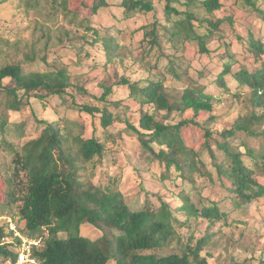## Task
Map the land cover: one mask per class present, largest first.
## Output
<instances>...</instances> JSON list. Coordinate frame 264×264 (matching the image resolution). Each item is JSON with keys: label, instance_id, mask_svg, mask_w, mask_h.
I'll list each match as a JSON object with an SVG mask.
<instances>
[{"label": "rangeland", "instance_id": "1", "mask_svg": "<svg viewBox=\"0 0 264 264\" xmlns=\"http://www.w3.org/2000/svg\"><path fill=\"white\" fill-rule=\"evenodd\" d=\"M63 1L0 0V67L19 65L24 73H28L53 71L66 65L70 76V85L63 96H47L42 102L33 97L27 102L23 98L19 112L5 109L7 97L0 91V118L9 122L7 131L0 133V205L6 187L2 177H8L13 169L14 151H20L23 144L39 136L41 127L36 120L57 121L71 135L85 139L95 136L103 145L101 157L84 165L86 179L93 185L101 186L115 180L126 204L132 207L141 205L145 199L155 204L162 200L180 222L186 219L184 212L178 211L182 205L181 195H187L197 210L214 202L226 217L212 224L201 217H191L184 226L176 228L180 244L188 243L194 247L198 240L206 238L200 254H208L209 264H264V197L237 206L240 200L220 186L213 165L214 160L226 163L225 155L210 140L215 157L211 159L203 149L202 132L192 126L183 129L182 136L189 147L201 154L199 171L190 175L193 183L175 179L177 173L173 169L170 178L161 180L164 165L144 151L136 135L126 128L128 123L138 129L141 115L152 112L153 108L134 102L128 97V86L122 84L127 80L142 88L149 82H160L170 104L180 99L184 87L192 83L203 87L204 92L214 97L212 119L206 128L218 140L219 133L232 128L238 119L248 117L253 111L250 91L238 86L232 75L243 69L252 72L259 66L253 62L246 40L251 34L264 43V22L232 0H221L224 9L212 16L199 8H191L200 18H232L231 23L225 21L219 26L206 43L207 52L201 53L195 43L168 41L161 27H169L183 16L172 14L167 20L165 1L153 0V11L142 14L137 11L125 13L120 6L123 0H68L69 8L80 12L76 17L62 13ZM102 2L107 7L90 16V7ZM172 6L180 13L185 10L184 6ZM261 8L264 10V0ZM84 17H90V21L85 22ZM87 26L98 35L87 31ZM153 27L160 42L158 48H151L150 30ZM97 36L110 37L118 46L110 61ZM225 67L229 69L223 76L227 90L219 87L217 81ZM172 72L177 73L179 79ZM104 92L108 94L102 97ZM84 106L98 112L90 115L81 110ZM103 108L112 114V123L106 128L100 125L99 111ZM255 112L260 111L256 109ZM191 116L190 112L167 114L160 111L156 120L173 125ZM208 116L198 115L196 121L202 123ZM254 129L264 131V123L255 125ZM230 144L240 151L245 145L252 152V159L248 155L241 159L245 166L255 171L254 179L264 184V171L260 170L263 138L237 133ZM152 148L156 149L154 145ZM16 211L14 206L13 214ZM4 215L8 214L0 217V227L11 220ZM80 235L97 239L102 233L83 224ZM175 245L173 243L160 254L170 253Z\"/></svg>", "mask_w": 264, "mask_h": 264}, {"label": "trees", "instance_id": "2", "mask_svg": "<svg viewBox=\"0 0 264 264\" xmlns=\"http://www.w3.org/2000/svg\"><path fill=\"white\" fill-rule=\"evenodd\" d=\"M165 1L164 15L170 20L172 14L183 16L169 27H161L171 42L195 43L201 53H206V43L218 31L225 21L231 23L232 18L222 19L200 18L191 8H199L208 15L223 10L221 0H158ZM234 4L242 5L255 13L264 22L263 0H232ZM62 13L65 16H78L80 12L73 11L68 6V0L63 1ZM172 5L184 6V12H177ZM125 13L139 12L142 14L153 11V0H123L120 4ZM107 7L102 2L90 7V16L99 9ZM85 22L90 17L83 18ZM87 31L98 35L87 26ZM152 36L151 48L159 47L160 42L156 29L150 30ZM101 39L108 61L113 57V51L118 46L110 37ZM246 44L254 63L259 66L252 72L245 69L233 73L232 78L238 86H244L250 91V106L253 111L245 118L238 119L228 130L219 133L217 140L213 132L206 128L212 117V94L204 92L203 87L192 83L184 87L180 99L170 104L160 82H149L147 86L138 88L123 80L129 88V98L140 105H150L153 110L143 113L138 122V129L126 125L138 140L141 148L148 151L155 161L164 165L161 180L170 178V171L176 172L175 179L189 180L199 171L200 155L189 147L182 136L183 129L192 126L202 132V145L211 159H214L210 147L213 140L216 147L223 152L226 163L213 161L219 184L229 194L238 198L242 204H249L264 197V184L254 179L255 171L244 165L243 155L253 158L252 152L243 145V151L230 144L237 133L248 137H261L264 131H255V125L264 123V43L248 34ZM150 48V49H151ZM173 76L179 79L177 73ZM229 73L225 67L218 75L219 87L227 90L223 76ZM70 76L66 65H60L53 71L24 73L19 65H4L0 67V91L7 101L5 109L9 112H19L23 98L28 102L33 97L42 102L47 96L61 97L70 85ZM3 81H8L3 85ZM21 93V96H20ZM108 92H104L106 96ZM260 111L256 113L255 110ZM83 111L93 115L97 109L82 107ZM165 111L180 113L190 112L192 116L177 124L164 125L156 120V114ZM100 125L103 128L112 123V114L103 108ZM209 115L204 122L196 121L198 115ZM41 127L37 138L27 141L20 151H14L13 169L3 176L6 183L4 201L0 205V217L3 214L11 218L20 234L31 240H39V245L32 248V258L37 264H209L207 256H201L206 245V238L198 240L194 247L180 244L176 228L184 226L191 217H201L212 224L223 220L226 215L218 205L209 202L200 210L193 205L187 195H181L182 205L178 211H183L186 217L180 222L172 213L170 206L159 200L155 204L145 199L141 205L130 206L125 203L121 193L116 188L115 180L105 185L95 186L84 174V165L95 157L103 154V145L92 136L88 139L71 135L57 121L36 120ZM9 122L0 118V133L7 131ZM152 145L156 149L152 148ZM242 147L241 144H239ZM264 171V151L260 155ZM168 173V174H167ZM166 174L168 176H166ZM17 211L13 214L12 209ZM88 224L99 230L102 235L91 239L80 235V226ZM63 235V236H62ZM18 240L12 239L7 231V224L0 227V264L7 260L14 261V252ZM176 243L170 253H160ZM148 252V253H146Z\"/></svg>", "mask_w": 264, "mask_h": 264}, {"label": "built area", "instance_id": "3", "mask_svg": "<svg viewBox=\"0 0 264 264\" xmlns=\"http://www.w3.org/2000/svg\"><path fill=\"white\" fill-rule=\"evenodd\" d=\"M6 223L8 233L11 234L12 239H17L18 243L14 250L16 253L15 260H7L3 264H37L32 258V248L39 245V240H31L22 236L10 219Z\"/></svg>", "mask_w": 264, "mask_h": 264}]
</instances>
